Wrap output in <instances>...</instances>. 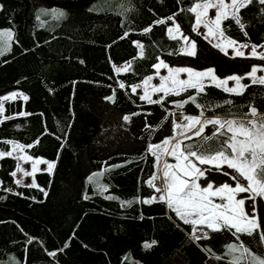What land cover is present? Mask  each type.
I'll list each match as a JSON object with an SVG mask.
<instances>
[{
	"label": "trees",
	"instance_id": "16d2710c",
	"mask_svg": "<svg viewBox=\"0 0 264 264\" xmlns=\"http://www.w3.org/2000/svg\"><path fill=\"white\" fill-rule=\"evenodd\" d=\"M195 2L0 0V29L13 33L10 47L0 55V97L13 90L28 96L27 101L4 102L0 149L9 150L15 141L29 155L55 164L51 173H36L38 187H29L17 184L12 175L17 159L0 158V264H234L237 259L252 264L244 248L264 259L259 236L264 200L256 201L263 228L253 235L201 226L210 239L200 240L191 237L193 226L165 203L142 202L158 194L147 183L158 170L148 146L176 134V114L200 115L203 110L204 116L252 119L246 115L251 107L264 114V85L252 84L250 78L242 80L249 85L243 95L207 83L200 94L195 89L180 95L155 93L152 99L162 104H149L141 99V90L132 91L156 73L160 59L171 66L212 67L220 77H246L253 66L264 67V60L248 53L237 57L230 50L225 55L194 32L195 15L187 9ZM239 15L245 28L229 18L222 22L224 33L238 42L262 44L264 4L252 0ZM176 23L195 42V56L182 52L181 38L167 34ZM146 28L151 31L144 32ZM134 42L143 45V57ZM124 62H130V70L116 72L115 66ZM190 96L202 109L191 101L176 106ZM214 131L209 125L203 135ZM225 138L205 142L193 137L184 143L216 150ZM97 171L103 172L108 195L89 181ZM209 178L234 186L216 171ZM127 201L133 203L122 204ZM250 208L246 200V211ZM153 241L151 248L144 247Z\"/></svg>",
	"mask_w": 264,
	"mask_h": 264
},
{
	"label": "snow or ice",
	"instance_id": "6c2138e0",
	"mask_svg": "<svg viewBox=\"0 0 264 264\" xmlns=\"http://www.w3.org/2000/svg\"><path fill=\"white\" fill-rule=\"evenodd\" d=\"M252 0H197L192 7L187 11L195 15V25L193 31L198 35H203L204 39L212 43V39L217 41L224 40L228 47H224L222 43H215L213 46L228 54V48H232L235 56L244 57L245 52L242 49L249 47L247 44H237V41L225 36L222 22L231 18L243 30L245 25L241 22L239 12L251 4ZM259 3L264 4V0H259ZM0 5V9H2ZM215 10L214 16H209V10ZM183 10V9H182ZM58 15L63 16L60 12ZM168 20L174 21L175 16H170ZM165 20H159L156 23H166ZM203 26L206 29V34L199 33L198 29ZM151 28L144 29V32H150ZM167 34L171 39L182 38L186 47L182 52L189 56L196 55V44L194 41H189L188 37L183 36L180 30V25L175 24L174 27L167 29ZM247 35V33H244ZM7 36L11 40L13 33L0 32V37ZM123 38V37H122ZM212 38V39H209ZM137 43V47L141 49L140 56L143 57V45ZM6 46V42L0 41V55L3 54L2 48ZM258 47L264 45H252L250 57H255L264 60V53H257ZM130 64L123 68H116V72L129 71ZM168 69V75L161 77L159 86L152 88L153 92L163 93L165 96L180 95L188 89H195L197 94L203 93L205 90V80L211 85L222 88L225 92L243 95L245 89L249 85H244L241 81L245 78H250L252 84L264 85V76L257 77L258 71H264V68L253 66L251 72L246 77L232 75L221 79L216 76L215 69L209 68L204 71H195L191 68H170L164 61L154 65L157 72L161 68ZM181 73H187V79H180ZM152 78L149 77L144 81L147 86ZM229 81H235L234 87H227ZM124 88V84H120ZM137 87L132 88L136 92ZM23 95V94H20ZM17 93L11 96H4L3 100L15 99ZM25 101L28 96L23 95ZM109 99H112L111 97ZM141 99L146 100L147 103H161L162 100H153L151 94L145 90ZM191 101L196 104V96H190L188 99L177 102L178 108H183L184 104ZM226 104H231L232 101H225ZM219 107V105H217ZM197 108L202 106L196 104ZM4 109L0 106V113ZM20 115H29L28 113H20ZM204 112L201 110L199 116H184L183 120L187 123L174 125L175 129H181L180 132L174 134L170 138H166L162 144L149 145L148 151L155 157L156 167H160L162 157L171 156L175 159V164H170L166 160L162 166V176L157 177L153 175L148 180V185L154 188L155 192L161 193L158 201L165 203L167 207L175 213V215L186 225H192V237L194 240L210 239L208 232L201 229L202 235L197 236V226H203L213 232L232 231L235 233H243L249 236L261 229L260 216L257 214L256 201L257 198L264 200V114H259L255 107L250 108V112L246 115L253 117L252 119H222L220 117H213L202 120ZM259 117V119H257ZM125 120L130 119L125 117ZM209 125L213 126L215 131L210 136H204L205 128ZM192 133V135H188ZM177 135L182 136L183 139H177ZM193 137H201L205 142L226 137L222 140L216 150L204 148L203 145L194 146L192 144H185L184 140H191ZM176 140L175 144L172 141ZM36 143H39L37 140ZM33 145H28L32 147ZM25 146L15 145L13 150L19 148L23 150ZM12 152H0V158L4 156H11ZM24 160H32L31 156L20 157ZM47 164V171L49 173L55 167L54 163H49L43 159H35L32 164V172H25V176L32 175L33 183L29 187H38L34 180V174L38 170L36 165ZM207 167H201V166ZM118 167V166H117ZM230 169L231 172L225 170ZM17 171H22L19 167ZM216 171L221 173L229 180L234 182L229 183L228 180L217 183L209 178L210 173ZM16 175L15 172L12 173ZM162 179L163 184L157 187L155 181ZM91 179V178H90ZM204 180L202 186L200 181ZM246 182V183H245ZM17 184L21 181H16ZM44 191L43 189H40ZM241 194H247L241 197ZM47 195V193H45ZM241 197V198H238ZM87 198V197H85ZM112 199L113 197H108ZM246 200L251 201V208L249 211L245 210ZM219 201V202H217ZM145 204L157 202V197L153 196L151 199L142 201ZM129 206L133 201L122 202V204ZM259 236L264 242V231H259ZM156 242L151 244L146 243L145 248H151ZM67 247V244L65 245ZM230 251H234L233 246H229ZM243 251L252 255V264H264V259L255 256L249 252V249L244 248ZM49 255L55 256L52 252ZM222 257H216L221 259ZM234 264H239L237 259Z\"/></svg>",
	"mask_w": 264,
	"mask_h": 264
},
{
	"label": "rangeland",
	"instance_id": "374dc122",
	"mask_svg": "<svg viewBox=\"0 0 264 264\" xmlns=\"http://www.w3.org/2000/svg\"><path fill=\"white\" fill-rule=\"evenodd\" d=\"M213 11L215 12V10L213 9ZM177 24V23H176ZM171 27H174V25L173 26H171ZM180 30H181V28H180ZM11 32V30H9V29H0V32H2V33H7V32ZM198 31H200V29H198ZM181 32L183 33V36H186V37H188L182 30H181ZM202 32V34H206V31H201ZM182 39V38H181ZM188 39H189V41H193L190 37H188ZM212 39V38H211ZM183 40V39H182ZM0 41H2V42H6V46H4L3 48H2V51H6L9 47H10V44H11V40H9L8 39V37L5 35V36H2V37H0ZM212 41L214 42V43H217V42H219V43H222L223 44V46L224 47H228V45H227V42L226 41H224V40H221V41H217V40H215V39H212ZM183 42H184V40H183ZM185 44V43H184ZM185 47H186V45H185ZM230 48V47H229ZM228 48V49H229ZM243 51H244V49H243ZM250 52H251V50H250ZM164 61L163 59H160L159 60V62L160 61ZM158 62V63H159ZM164 63H166L165 61H164ZM129 63H126V65H128ZM167 64V63H166ZM170 68H191V69H193V70H195V71H204V70H207V69H209V68H212V67H209V68H205V69H195V68H192V67H188V66H171V65H169V64H167ZM123 68V67H122ZM157 70V69H156ZM216 74V73H215ZM168 75V69H166V68H161L160 70H159V72H157L156 71V74H154V75H151V76H149V77H151L152 79L150 80V82H149V84L147 85V86H145V84H144V81L146 80V79H148L149 77H147L144 81H142L141 83H139V90H141V94H142V96L144 95V93H145V90H147L150 94H151V98L153 97V95L156 93V92H153L152 91V88L153 87H155V86H159V84L162 82L161 81V77H164V76H167ZM233 75H238V76H240L239 74H233ZM256 75H257V77H259V76H264V71H258L257 73H256ZM216 76L217 77H219V78H221V79H224V78H227V77H229V76H226V77H220V76H218L217 74H216ZM230 76H232V75H230ZM188 78V76H187V73H181V75H180V79H187ZM235 86V81H229V83H228V85H227V87H234ZM137 90H138V88H137ZM13 93H17V96H16V98H23V95H26L23 91H21V90H13V91H10V92H8V93H6V94H4L2 97H0V106H2L3 107V109H4V102L6 101V100H3L2 98L4 97V96H11ZM20 94H23V95H20ZM15 98V99H16ZM9 100H12V99H9ZM188 116H199V115H188ZM214 116H204L203 115V117H201V119L202 120H206V119H209V118H213ZM176 123H180V124H185V123H187L186 121H183V119L181 120V121H176L175 122V124ZM181 131V129H176V133H178V132H180ZM188 135H192V133H188ZM183 137L182 136H179V135H177V139H182ZM176 143V140H173L172 141V144H175ZM159 144H162V143H159ZM15 145H21V144H19L18 142H12V144H11V146H10V149L9 150H3V149H0V152H4V153H7V152H9V151H11L12 152V155L11 156H13V157H15L16 159H17V167H16V169H15V173H16V175L14 176L15 177V181H21V183H19V185H23V186H28V185H30V184H32L33 183V176L32 175H29V176H25L24 175V173L25 172H29V173H31L32 172V164H33V161L35 160V159H37V158H39V159H43V160H45V161H48L49 163H53V162H51V161H49V160H46L45 158H42V157H33V156H31V155H29L27 152H26V150H25V148H23V150H21V149H19V148H17V149H15V150H13V148H14V146ZM154 145H156V144H154ZM24 156H31L33 159L32 160H24V159H22V158H20V157H24ZM167 158H170V159H168L167 160ZM167 161L168 163H170V164H175L176 163V161H175V159L173 158V157H171V156H164V157H162V160H161V165H160V167L158 168V170H157V173H156V176L158 175V173L160 172V175L162 176V166H163V162L164 161ZM20 168V169H22V171H17V168ZM36 168L38 169L36 172H35V174H34V180H35V183H36V185H37V182H36V173H38L39 171H42V170H47V164H38V165H36ZM91 178V179H90ZM162 180V179H161ZM89 181L92 183V185L95 187V189L98 191H100L102 194H104V195H108V193L106 192V189H107V185L105 184V182L103 181V172L102 171H97V172H95V173H93V174H91L90 176H89ZM157 181V180H156ZM156 181H155V184H157L156 183ZM161 193H158V194H156L155 195V197H157V199L159 198V195H160ZM244 196H246V195H244ZM243 196V194H241V197H244ZM241 197H238V198H241ZM217 202H219V201H217ZM246 210V209H245ZM260 223H261V228H263V224H262V216H260ZM198 228H197V231H196V235H199V233H200V231H201V226H197Z\"/></svg>",
	"mask_w": 264,
	"mask_h": 264
},
{
	"label": "crops",
	"instance_id": "0c3cea01",
	"mask_svg": "<svg viewBox=\"0 0 264 264\" xmlns=\"http://www.w3.org/2000/svg\"><path fill=\"white\" fill-rule=\"evenodd\" d=\"M214 11H213V9L212 10H209V16L210 17H212V16H214ZM195 25V24H194ZM171 27V26H170ZM200 32L201 31H206V29L203 27V26H201L200 28ZM225 36L226 37H228V38H230V39H232V40H235V39H233V38H231V37H229V36H227L226 34H225ZM209 39H211V38H209ZM235 41H237V40H235ZM212 43L213 44H215L213 41H212ZM237 44L239 45V44H247V45H249V47L248 48H246V49H244V52H245V54H249L250 53V50H251V46L252 45H254L253 43H251V42H238L237 41ZM255 45H264V42L262 43V44H255ZM232 51L233 52V54H234V51H233V49L232 48H229L228 49V51ZM242 51H243V49H242ZM257 53L259 54V53H264V47H258L257 48ZM126 63H129L130 64V62H124L123 64H121V65H118V66H115V70H116V68H122V67H124L125 65H126ZM256 67H258V68H264L263 66H256ZM122 72H125V71H122ZM121 72V73H122ZM251 72V71H250ZM249 72V73H250ZM156 74V73H155ZM207 83H209L207 80H205V84H207ZM241 83H242V81H241ZM210 84V83H209ZM243 84V83H242ZM139 84H136V85H134L133 87H135V86H138ZM138 89L140 88V87H137ZM142 95V94H141ZM12 142H15V141H10V145L12 144ZM162 143V142H161ZM53 171V170H52Z\"/></svg>",
	"mask_w": 264,
	"mask_h": 264
},
{
	"label": "built area",
	"instance_id": "2783aa9c",
	"mask_svg": "<svg viewBox=\"0 0 264 264\" xmlns=\"http://www.w3.org/2000/svg\"><path fill=\"white\" fill-rule=\"evenodd\" d=\"M184 116H186V114H184V113H178V114H176L175 119L182 120ZM158 177H160V176L158 175ZM156 183H157L156 184L157 187H161L162 184H163V180H161V179L158 178L157 181H156ZM201 235H202V231H200L199 235H197V236H201Z\"/></svg>",
	"mask_w": 264,
	"mask_h": 264
}]
</instances>
